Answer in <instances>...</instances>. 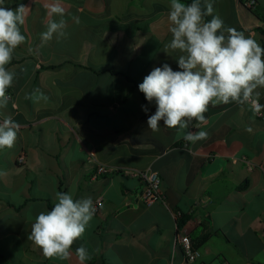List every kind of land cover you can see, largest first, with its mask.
Instances as JSON below:
<instances>
[{"label":"crops","instance_id":"1","mask_svg":"<svg viewBox=\"0 0 264 264\" xmlns=\"http://www.w3.org/2000/svg\"><path fill=\"white\" fill-rule=\"evenodd\" d=\"M242 1L211 0L213 15L262 47L264 0L255 6L261 21ZM52 3L5 0L25 5V42L6 66L14 80L0 109V122L11 116L20 126L14 146L0 150V264H80V246L90 257L84 264H186L176 238L195 242L204 222L211 236L199 264H264V119L233 102L210 105L205 121L187 129L163 121L159 131L148 128L156 105L138 85L165 63L180 70V53L164 51L170 0H60L66 35L42 43L49 20L61 18L49 15ZM199 131L207 138L184 140ZM89 152L117 173L95 177ZM147 169L160 174L165 203L140 204L133 196L141 182L121 174ZM57 192L100 201L67 260L45 258L28 239Z\"/></svg>","mask_w":264,"mask_h":264},{"label":"clouds","instance_id":"2","mask_svg":"<svg viewBox=\"0 0 264 264\" xmlns=\"http://www.w3.org/2000/svg\"><path fill=\"white\" fill-rule=\"evenodd\" d=\"M60 0L49 6L47 29L41 33L42 43L55 35L65 37L66 21ZM213 3L201 0L185 3L170 0L168 21L171 40L164 51H178V67L174 71L165 63L153 68L138 85L145 99L156 105L154 114L147 120L148 128L159 131L160 122L167 128H189L193 120L203 123L209 106L237 103L249 105L258 114L264 105L259 100L264 89V47L243 32L226 27L219 16L213 15ZM205 16H212L205 22ZM25 21V5L16 9L7 7L0 0V109L6 108V95L14 80V73L7 69L15 49L25 42L20 25ZM78 22V19H77ZM147 113L148 108L142 106ZM19 124L11 116L0 122V150L11 149L17 139ZM251 131V128H247ZM207 132H187L184 140L195 143L207 138ZM56 203L50 211L40 212L31 226L28 239L42 251L47 259L67 260L75 241L80 239L95 215L91 197L74 199L71 193L57 192ZM80 264L90 257L85 247L76 249Z\"/></svg>","mask_w":264,"mask_h":264},{"label":"built area","instance_id":"3","mask_svg":"<svg viewBox=\"0 0 264 264\" xmlns=\"http://www.w3.org/2000/svg\"><path fill=\"white\" fill-rule=\"evenodd\" d=\"M242 6L246 9H253L256 6V0H243ZM9 98V96H7ZM258 118L264 119L262 110L255 114ZM18 164L25 162L24 154L16 159ZM87 161L95 165V177H106L117 173L116 170L109 166L101 164L93 152L88 153ZM248 170H253L255 166L247 162ZM264 173V170H263ZM121 174L129 177L137 178L141 182V187L135 192L133 198L144 206H149L155 202L165 203V196L161 188L162 180L158 172L153 170L144 171H123ZM99 200L94 204L95 208L99 204ZM176 245L183 252L186 264H199L202 258L200 249L195 248L189 235L180 234L176 238ZM228 264V263H225Z\"/></svg>","mask_w":264,"mask_h":264},{"label":"trees","instance_id":"4","mask_svg":"<svg viewBox=\"0 0 264 264\" xmlns=\"http://www.w3.org/2000/svg\"><path fill=\"white\" fill-rule=\"evenodd\" d=\"M201 6L203 7V6H204V3L201 2ZM240 6H241L244 10H246L247 12H249L251 15H253L257 20L261 21V17H260L259 14L257 13V10L255 9V7H254L253 9H246V8H244V7L242 6V4H240ZM204 19H205V22L210 21V20L212 19V16H205ZM260 31H261L262 35L264 36V31H262V30H260ZM262 47H264V44H263ZM109 71H110L111 74H123V72L120 71V70H109ZM202 226H203V229H204L203 232H202V234L200 235V237H199L195 242L192 241L193 246H194L195 248H199V247H200L201 245H203V244H204V243L210 238V236H211V232H210V230L208 229L207 222H204V223L202 224ZM1 259H2V258L0 257V260H1Z\"/></svg>","mask_w":264,"mask_h":264},{"label":"rangeland","instance_id":"5","mask_svg":"<svg viewBox=\"0 0 264 264\" xmlns=\"http://www.w3.org/2000/svg\"><path fill=\"white\" fill-rule=\"evenodd\" d=\"M140 40H141V38H140Z\"/></svg>","mask_w":264,"mask_h":264}]
</instances>
